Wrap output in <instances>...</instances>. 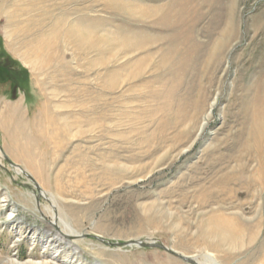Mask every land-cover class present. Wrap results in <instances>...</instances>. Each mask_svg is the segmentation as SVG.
Wrapping results in <instances>:
<instances>
[{"label": "rangeland", "instance_id": "obj_1", "mask_svg": "<svg viewBox=\"0 0 264 264\" xmlns=\"http://www.w3.org/2000/svg\"><path fill=\"white\" fill-rule=\"evenodd\" d=\"M263 92L264 0H0V264H264Z\"/></svg>", "mask_w": 264, "mask_h": 264}, {"label": "bare ground", "instance_id": "obj_2", "mask_svg": "<svg viewBox=\"0 0 264 264\" xmlns=\"http://www.w3.org/2000/svg\"><path fill=\"white\" fill-rule=\"evenodd\" d=\"M262 95V98H261V102L262 103H260L261 105L259 106V107H257V106H254L255 108L253 109V111H252V116H251V119L249 118V120H250V123H251V128H250V131H249V133H247L248 134V142H246V144H247V147H246V145H245V147H246V149L245 150H242L243 151V153H244V156H243V158L244 159H246V155L248 154V150L247 149H249L250 150V148L249 147H251V146H253V147H255V149H256V147L258 146V145H260L261 143H262V141L264 140V122H262L261 121V119H262V117H264V92H263V94H261ZM251 112V111H250ZM247 120V119H246ZM245 126V125H244ZM246 127V126H245ZM246 129V128H245ZM247 129H248V127H247ZM244 129H242V131H243ZM246 135V134H245ZM247 136V135H246ZM242 140H245V139H242ZM229 144V143H228ZM228 144H226V145H228ZM217 146H219V145H217ZM215 147L216 149L215 150H217V148H219V147ZM239 146V145H238ZM227 148V147H226ZM243 148V147H242ZM239 149V148H238ZM241 149V148H240ZM239 149V150H240ZM223 150V149H222ZM227 150V149H226ZM238 150V151H239ZM231 151H233V149H231ZM212 152H214L213 150H212ZM221 152V151H220ZM250 152V151H249ZM232 153H234V152H232ZM240 153V152H239ZM242 153V154H243ZM216 154V153H215ZM204 155V154H203ZM205 155H208V154H205ZM230 155V154H229ZM209 156H211V155H209ZM231 156V155H230ZM230 156H229V158H230ZM235 156V155H234ZM242 156V155H241ZM255 156V155H254ZM212 157V156H211ZM215 157V156H214ZM239 157V156H238ZM237 157V158H238ZM248 157H249V155H248ZM257 157V156H256ZM202 158H203V156H202ZM235 158V157H234ZM243 158H242V160H243ZM214 159H216V158H214ZM221 159V158H220ZM248 159L249 158H247V160L245 161V163H243L242 165H241V167H240V169L238 170V171H240V172H244V171H246L248 168H247V166H248ZM217 160V159H216ZM209 161V160H208ZM207 161V162H208ZM256 161V160H255ZM227 162V161H226ZM236 162V161H235ZM251 162V161H250ZM220 161H214V162H209V163H207V167L209 168V169H211V170H220L222 167H221V164L223 163H220ZM237 163V162H236ZM253 164H252V167L254 166V162H252ZM228 165V164H227ZM239 165V164H238ZM224 166H225V164H224ZM229 166H230V164H229ZM235 167V166H234ZM261 167H263V166H261ZM17 168V167H16ZM256 168H258V167H255V169L254 170H258V169H256ZM225 169V168H224ZM253 169V168H252ZM202 170V169H201ZM222 170V169H221ZM220 170V171H221ZM226 170V169H225ZM261 170H262V168H261ZM17 171H18V173L20 172V173H22V174H25L26 176H27V173L22 169V168H17ZM223 171V170H222ZM249 171H251V170H249ZM264 171V170H263ZM203 172V171H202ZM216 172V171H215ZM233 172V171H232ZM200 173V172H199ZM226 173V172H225ZM234 173H235V171H234ZM245 173V172H244ZM258 173V172H257ZM215 174V173H214ZM217 174V173H216ZM239 174V173H238ZM247 174L248 173H246V176H247ZM251 174V173H250ZM258 175H260V174H258ZM233 176V175H232ZM253 176V175H252ZM255 176V175H254ZM215 177H216V175H215ZM234 177V176H233ZM259 177V176H258ZM236 178V177H235ZM251 178H253V177H249L248 176V181H249V185H252V184H254V181L251 179ZM204 179V178H203ZM202 179V180H203ZM209 179V178H208ZM233 181H234V178H231ZM246 179V178H245ZM221 181L222 180H220V181H218V182H216V185H219L220 183H221ZM225 182H229V179H226V180H224ZM237 181V180H236ZM236 181L234 182V183H236ZM208 182V181H207ZM212 182V181H211ZM224 182V183H225ZM241 182V181H240ZM245 182H247V181H245ZM208 183H210V182H208ZM207 183V184H208ZM248 183V182H247ZM261 183H262V180H260V181H258V185L260 184L261 185ZM214 184V183H213ZM226 187V186H225ZM238 187H240L239 185H238ZM242 187V186H241ZM247 187V186H246ZM255 188H256V186H254ZM264 186H262V188H263ZM232 189H233V187H232ZM245 189V188H244ZM252 189V188H251ZM254 189V188H253ZM256 189H259V188H256ZM238 190V189H237ZM249 191V190H248ZM221 192H222V189H221ZM236 192V191H235ZM251 192V191H250ZM249 192V193H250ZM40 193L42 194V195H44L45 193L43 192V191H40ZM238 193V192H237ZM257 193V192H256ZM256 193H254V194H256ZM251 194H253V193H251ZM233 196V195H232ZM245 196V195H244ZM251 197H253V196H251ZM225 198V197H224ZM256 200V199H255ZM227 201V200H226ZM250 202V201H249ZM222 222H221V225H224V223H225V221H224V219L222 218ZM54 225H56V223H54ZM65 227L67 228V230H64V231H62V230H59V231H57V233L56 234H54L55 236H54V238L56 239V240H54V242H55V244H54V246L57 244H59V243H62L63 241V243H66V245L67 244H69L68 242H67V240H65L64 238H66V239H68L69 241H71L72 239H69L70 237H69V235H65L64 233H67V234H71V235H77V237L78 236H80V234L79 233H75L76 231H74L66 222H65ZM211 231H215L214 230V228H211ZM238 229H235V228H233L232 229V231H231V234H220L219 235V238H220V241L221 242H223L226 238H229V237H233V236H238L239 235V233H238ZM238 234V235H237ZM232 235V236H231ZM56 245V246H57ZM56 251V250H55ZM187 258H189V259H191V260H193L196 264H203L201 261H199V260H196V259H193V258H191V256H186ZM211 262V261H210ZM32 264H35V263H32ZM212 264V263H211ZM214 264V263H213Z\"/></svg>", "mask_w": 264, "mask_h": 264}, {"label": "water", "instance_id": "obj_3", "mask_svg": "<svg viewBox=\"0 0 264 264\" xmlns=\"http://www.w3.org/2000/svg\"><path fill=\"white\" fill-rule=\"evenodd\" d=\"M13 165L16 166V167H18V165H15V164H13ZM29 179H31V177H29ZM123 244H128V245L135 244L136 246H139V247H158V248H161V249H163L165 251H168V252H171V253H175L172 250H170L168 247L164 246L163 244L156 243L154 241L146 242V241H142V240H135V241L128 242V243H123ZM180 258L182 260L188 262V263L196 264L193 260L187 258L186 256L180 255Z\"/></svg>", "mask_w": 264, "mask_h": 264}]
</instances>
